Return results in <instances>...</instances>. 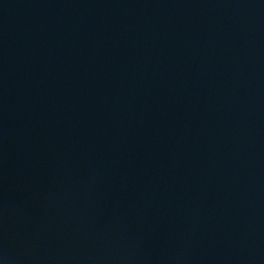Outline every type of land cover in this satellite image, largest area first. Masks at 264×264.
<instances>
[{"label": "water", "instance_id": "95a60500", "mask_svg": "<svg viewBox=\"0 0 264 264\" xmlns=\"http://www.w3.org/2000/svg\"><path fill=\"white\" fill-rule=\"evenodd\" d=\"M0 264H264V0H0Z\"/></svg>", "mask_w": 264, "mask_h": 264}]
</instances>
